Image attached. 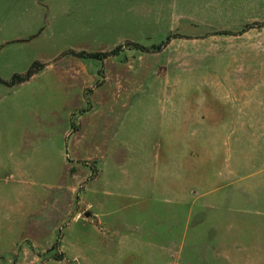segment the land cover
Returning <instances> with one entry per match:
<instances>
[{"label": "rangeland", "instance_id": "obj_1", "mask_svg": "<svg viewBox=\"0 0 264 264\" xmlns=\"http://www.w3.org/2000/svg\"><path fill=\"white\" fill-rule=\"evenodd\" d=\"M20 12L40 69L0 142V264H264V0H0ZM182 100L211 112L190 203L100 194L101 149L165 154Z\"/></svg>", "mask_w": 264, "mask_h": 264}, {"label": "crops", "instance_id": "obj_2", "mask_svg": "<svg viewBox=\"0 0 264 264\" xmlns=\"http://www.w3.org/2000/svg\"><path fill=\"white\" fill-rule=\"evenodd\" d=\"M28 20L29 18L21 15V12L17 15H0V78L6 82V84L0 83V142L3 140L2 137H12L18 134L21 121L18 112L19 90L31 80L21 84H12L15 75L26 74L32 67L31 64L25 67L21 64L19 67L17 62L19 48L24 46V42L35 38L36 33L29 28ZM33 80L34 76L31 81ZM171 102L174 105L173 110L176 111L172 115L176 125L174 127L178 129L179 134L177 132L178 135L168 137L166 146H164L165 154L154 157L149 154L147 145L142 143L135 154L131 151L137 150L136 148L126 147L122 150L111 146L102 148L101 151L108 154L100 163L101 169L98 176L100 194L124 199H165L190 203L192 199L190 162L187 154L190 152L189 130L190 127L209 126L205 121L211 118V112H190V100ZM184 129H187L186 134L180 136V131H185ZM6 147L8 150L5 156L0 148V166L4 161L13 164L18 160L17 149L14 151L12 146ZM154 160H158V163H154ZM180 161L186 162L185 167L184 164L182 167L183 173L186 169V175L181 180L179 179ZM163 185H166L165 191Z\"/></svg>", "mask_w": 264, "mask_h": 264}, {"label": "trees", "instance_id": "obj_3", "mask_svg": "<svg viewBox=\"0 0 264 264\" xmlns=\"http://www.w3.org/2000/svg\"><path fill=\"white\" fill-rule=\"evenodd\" d=\"M132 46H139V45L136 44V45H132ZM121 50L122 49H120V47H117L111 53L107 54V56L118 55L121 52ZM39 69H40V66L38 68L36 65H34L28 70V72L25 75H15L13 77L12 84L23 83V82L28 81L30 78H32L36 74L37 70H39ZM0 83L6 84V82H4L1 78H0Z\"/></svg>", "mask_w": 264, "mask_h": 264}]
</instances>
